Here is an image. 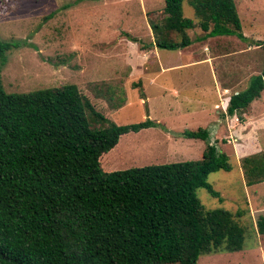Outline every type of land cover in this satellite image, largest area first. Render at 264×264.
I'll list each match as a JSON object with an SVG mask.
<instances>
[{"label": "trees", "instance_id": "1", "mask_svg": "<svg viewBox=\"0 0 264 264\" xmlns=\"http://www.w3.org/2000/svg\"><path fill=\"white\" fill-rule=\"evenodd\" d=\"M183 1L164 0L152 46L192 44L186 31L195 23L183 16ZM188 2L203 39L244 38L234 0ZM15 46L0 42V264H198L244 249L246 228L228 210L205 209L196 194L203 188L221 200L208 176L232 169L207 129L182 133L205 142L198 160L106 172L103 158L120 138L153 122L116 125L74 84L7 93L1 70ZM263 91L264 67L231 95L226 114L242 120ZM241 168L247 186L264 182V150L244 156ZM256 227L264 234V214Z\"/></svg>", "mask_w": 264, "mask_h": 264}, {"label": "rangeland", "instance_id": "2", "mask_svg": "<svg viewBox=\"0 0 264 264\" xmlns=\"http://www.w3.org/2000/svg\"><path fill=\"white\" fill-rule=\"evenodd\" d=\"M234 2L244 38L216 36L200 41L206 32L184 0L183 16L195 27L186 31L192 44L180 50L152 46L156 37L151 22L163 24L157 11L161 12L164 0H3L0 4V42L19 44L7 51L1 70L7 93L74 84L116 125L153 122L150 128L120 138L103 158L106 172L198 160L205 142L182 136L198 128L207 129L211 141L228 155L232 169L208 176L221 200L203 188L196 194L205 209L228 210L246 228L244 249L203 255L198 264H264V234L256 227L264 214V182L247 186L241 168L245 155L264 150V91L242 120L228 116L223 105L225 97L245 90L264 67V50L257 45L264 42V0ZM168 33L170 40H181L180 34ZM168 66L173 67L159 71ZM217 84L232 87L222 100Z\"/></svg>", "mask_w": 264, "mask_h": 264}, {"label": "crops", "instance_id": "3", "mask_svg": "<svg viewBox=\"0 0 264 264\" xmlns=\"http://www.w3.org/2000/svg\"><path fill=\"white\" fill-rule=\"evenodd\" d=\"M220 37H221V36H220ZM204 39H206V38H204ZM204 39H203V37L199 38L200 41H203ZM259 47H260V46H259ZM155 49H156V50H159V48H157V47H155ZM179 50H180V49H179ZM191 60H192L193 62H199V61H194V59H191ZM201 60H202V59H201ZM201 60H200V61H201ZM203 61H207V59H206V60H203ZM193 62H192V63H193ZM207 62L210 63L211 60H209V61H207ZM157 63L159 64V60L157 61ZM188 63H191V62L189 61ZM172 67H173V66L163 67V69H161V68H159V67H158V68H159V71L161 72V71H163V70L166 71V70H168V69H171ZM213 70H216V71H217V69L214 68V67H213ZM248 84H249V83H248ZM216 87L219 88V92H218V93H219V97L221 98V100L223 99L222 96L225 95V94H224L225 91L227 92L228 89H229V90L232 89V87H231V88H229L228 86L226 87L224 84H220V85L217 84ZM234 93H237V92H234ZM234 93H232V94H234ZM232 94H231V95H232ZM231 95L228 96V97H225V101H224L225 104H224V102H223V105H225L226 109H227V106H228V103H229V100H230ZM256 100H257V99H255L253 102H255ZM221 102H222V101H221ZM253 102H252V103H253ZM252 103H251V104H252ZM216 105H217V104H216ZM216 105H215V106H216ZM245 112H246V111H245ZM244 114H245V113H244ZM244 114H243V117H244ZM255 120H256V119H255ZM248 154H250V153H248ZM245 156H247V155H245Z\"/></svg>", "mask_w": 264, "mask_h": 264}]
</instances>
